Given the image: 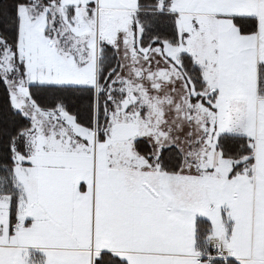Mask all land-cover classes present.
<instances>
[{"label": "snow or ice", "instance_id": "obj_1", "mask_svg": "<svg viewBox=\"0 0 264 264\" xmlns=\"http://www.w3.org/2000/svg\"><path fill=\"white\" fill-rule=\"evenodd\" d=\"M0 264H264V0H0Z\"/></svg>", "mask_w": 264, "mask_h": 264}, {"label": "trees", "instance_id": "obj_2", "mask_svg": "<svg viewBox=\"0 0 264 264\" xmlns=\"http://www.w3.org/2000/svg\"><path fill=\"white\" fill-rule=\"evenodd\" d=\"M6 104V97L3 91V87L0 86V106H4Z\"/></svg>", "mask_w": 264, "mask_h": 264}]
</instances>
